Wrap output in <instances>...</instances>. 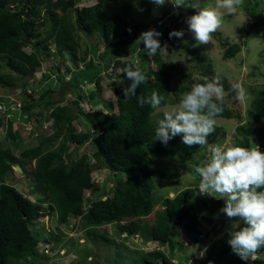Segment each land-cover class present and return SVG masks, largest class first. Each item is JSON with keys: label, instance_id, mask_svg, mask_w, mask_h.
<instances>
[{"label": "trees", "instance_id": "trees-1", "mask_svg": "<svg viewBox=\"0 0 264 264\" xmlns=\"http://www.w3.org/2000/svg\"><path fill=\"white\" fill-rule=\"evenodd\" d=\"M80 1L0 0V54L7 56L8 67L16 71L22 80L39 69L42 61H48V56L38 47L42 42H52L57 55L66 57L73 65L68 80L59 75L58 68L50 67L48 71H44L43 80L34 87L23 84V89L30 88L31 94H38L37 99L22 106L23 115L27 120L30 117L38 118L37 116H42L45 121L51 120L53 132H42L38 135L36 146L21 147L19 153L20 158L28 162L35 161L29 172L34 179L31 186L33 192L40 189L41 193H36L34 202L24 197L14 185L5 182L6 173L11 170L15 161L13 159L17 156L14 157L15 154L9 150H0V264H30L36 259L37 241L44 234L34 226L42 217L41 211L45 203L56 212L58 224L66 223L70 217L80 218L83 228L122 223L118 233L123 240L139 232L140 240L144 243L152 242L151 246L155 248L138 250L142 256L137 257L143 264H173L172 259L177 260L178 264H246L232 252L227 243L228 232L210 240L203 254L194 250L187 254L184 251L189 245L175 241L180 232L194 244V239L201 233L209 237L211 232L203 220L207 215L202 212L207 210L213 213L219 209L222 204L219 199L213 198L208 202L199 196L196 186H189L177 191L173 197L163 198L159 202L160 208L155 210L160 198L152 193L154 177L159 173L152 168L151 153L169 161L176 158L184 161L200 148L206 149L204 147L208 145L189 147L178 135L165 146L155 140L158 120H154L153 114L162 107L177 105L181 94L190 91L194 83H204L205 78H215L211 63L202 61L200 56H192L199 76L193 78L189 72L183 74L179 84L171 89L170 75L160 63L159 52L151 59L162 68L150 67L151 63L145 59L147 53L143 42L136 43L142 30L135 28L132 40L118 37L113 43L112 39L118 34V17L105 12L104 0L78 8L76 4ZM39 25L47 27L48 31L42 39L39 38L40 34L34 32ZM80 31L86 35L98 34L109 43L104 66L92 62V59L86 61L87 51L79 58L83 61V66L80 68L77 65L78 60L75 58L79 52L77 38ZM211 35L226 47L223 52L225 59L233 58L240 50L238 45L227 47L220 34L214 32ZM262 38L264 39V26ZM180 47L182 46L176 48ZM183 49L194 53L191 48ZM38 53L42 60L37 56ZM110 55H113V64L120 69L119 82L113 90L116 101L103 100L101 107H96L90 100L102 97L97 78L111 64ZM126 63L134 64L147 76V83L141 84L136 96L132 97H125L122 91L124 85L130 84L122 72ZM52 74L57 77H52ZM50 78L56 82L55 88L49 87L41 91V82ZM0 81L4 85H13L14 78L8 74L0 75ZM83 82L93 83L94 88L87 94L80 88ZM152 90L158 91L163 97L158 109L138 103V97L149 96ZM66 92H73L78 100L82 99L87 104L86 110L79 107L78 101L71 105L61 104L59 101L65 97ZM58 93L60 96L57 97ZM252 93L254 98L246 111L245 122L236 127L239 135L236 137V144L244 147L261 146V151H264V125L261 126L263 128L255 126L256 123H264V84L260 88H252ZM97 103L96 100L94 104ZM79 117L89 131L87 135L75 133L74 121ZM216 117L233 118L240 122L243 115L230 108L225 99L223 111ZM11 124L9 122V129H12ZM18 131L14 134L8 131V136L18 139L21 133ZM216 133L215 126V131L207 138L208 143ZM79 139L81 141L77 147H81L86 141L91 143L94 148V163L87 156H78L76 153V156L71 157L68 154L69 143ZM221 144L222 140L216 143ZM19 145L22 146L20 142ZM194 162L199 165L202 160ZM101 168H106L109 173L105 187L113 175L119 176L111 196H105V190H100L91 180V172ZM85 191L90 192L88 196H85ZM152 212L154 219L149 223L147 218ZM173 229L178 230L176 236L172 233ZM103 238L110 241L106 235ZM162 246L170 249L171 253L168 255L159 249ZM262 252L264 248L257 254ZM193 256L197 258L194 260ZM262 262V259H256L248 264Z\"/></svg>", "mask_w": 264, "mask_h": 264}, {"label": "rangeland", "instance_id": "rangeland-1", "mask_svg": "<svg viewBox=\"0 0 264 264\" xmlns=\"http://www.w3.org/2000/svg\"><path fill=\"white\" fill-rule=\"evenodd\" d=\"M97 2V0H81L76 4V7L90 6ZM188 3L197 2L201 6H215L216 0H187ZM104 10L108 15H116L117 20V36L112 39L113 43L120 37L125 40H132L135 33V28L147 31L149 29H156L161 33L158 37L161 43V47L166 48L159 51L161 57L162 67L170 75V87L174 88L178 85L182 79V75L191 73L193 78L199 76L198 70L195 67V61L191 58L200 56L202 61L210 62L215 73V78H218L220 83L223 84L225 89V99L228 106L243 115L242 120L239 122L236 119H225L221 117L215 118V126L217 129L216 136H214L203 149L200 148L198 152H195L190 158L181 161L180 158H176L174 161H169L167 158L158 157L156 153H151L152 168L156 170L159 175L155 176L153 180L152 193L155 197L160 198L158 200L155 210L160 208V201L165 197H173L174 194L189 186H196L198 192V185L200 178L194 172V168L197 166L194 161L201 159L202 162L210 155V149L220 140L222 144L230 143L236 144V137L239 136L236 132V127L242 125L245 122V115L248 107L251 105L254 93L252 88H260L264 84V39L262 38V31L264 26V0H241V4L238 8L236 15L224 16L222 18V25L216 33L220 34L226 41L228 46H240V50L235 54L233 58L225 59L223 52L225 48L217 38L212 36L208 45H197L192 35L188 32V25L185 22V18L194 13V9L191 7L174 8L171 3H165L163 6L155 5L152 0H104ZM47 27L39 25L35 33L40 34V39L44 38L48 31ZM173 30H183L184 36L177 38L175 36L169 37V33ZM79 52L75 60L77 65L81 66L83 61L80 60V56L84 55V51H87L86 61L91 60L101 66L106 64V52L109 51V43L104 41L98 34L86 35L82 31L78 35ZM48 45L47 47H44ZM178 46H182L176 48ZM41 52L48 56V61H42L41 67L36 69L33 73L28 74L31 78L28 82H24L19 74L8 67V58L6 55L0 54V75L8 74L14 78L13 85H4L0 81V150H9L15 154L13 160V166L9 172L6 173L5 180L7 183L13 184L19 191L23 192L26 197H29L31 201H35L36 193H41L40 189L32 191L31 184H34V179L30 175V170L33 167V162H28L20 158L19 153L21 147L31 148L37 145L38 135L42 132L47 134L53 132L51 127V120L45 121L42 116L30 117L29 120L25 119L23 115L22 106L33 99L38 98L37 93L31 94L30 88L23 89V84L27 83L30 87H34L39 81L43 80L44 71H48L50 67L58 68L60 70L59 75L69 79L70 70L72 69V63L66 57L62 58L57 55L56 49L52 42H42L38 45ZM37 47V48H38ZM191 48L194 53L185 51L183 48ZM147 53V51H146ZM41 58V54H37ZM72 58V56H71ZM111 62H113V55H110ZM152 57L146 54V62L151 63L149 66L158 67L159 63H155L151 59ZM116 67V66H115ZM160 66V68H162ZM30 71V70H28ZM53 75V74H52ZM60 76V77H61ZM52 77L56 78V75ZM119 73L112 68L106 69L105 73H101L98 76V82L101 87V99L92 98L93 106L101 107L104 101L115 102L114 87L118 84ZM239 84L243 96L238 97L237 92L233 90L232 86ZM41 91L49 87L55 88L56 82L53 78L45 79L41 82ZM93 87L90 83H82L84 94H87ZM94 88V87H93ZM30 95H25V94ZM57 97L60 94H56ZM98 101L97 105L94 104ZM59 101V100H58ZM79 107L86 110L87 104L82 99L78 100L77 95L73 92H66L65 97L59 101L61 104L77 102ZM172 106L162 107L153 114L154 120L163 118V110L171 108ZM33 115V114H32ZM12 118V120L10 119ZM11 122L12 129H9L8 124ZM264 123L255 126L263 128ZM74 130L76 134L89 133L83 119L79 117L74 121ZM19 130L20 136L18 139L8 136V131L12 134L17 133ZM18 131V132H19ZM91 132V131H90ZM59 140V139H58ZM78 141H71L68 145V154L71 157L87 156L91 162H93L92 154L94 148L89 141L82 144L81 147H77L80 143ZM19 142L22 144L19 145ZM58 143V142H57ZM56 143V145H57ZM262 150V147H259ZM200 162L199 164H201ZM19 166L24 174L17 172L15 166ZM93 172L94 183L98 185V188L105 190V196L112 195V189L114 188L119 176L113 175L105 187V182L109 176L106 168L95 169ZM199 193V192H198ZM202 198L208 197L200 195ZM212 197V196H211ZM215 197H212V199ZM211 199V200H212ZM43 208L46 209L39 224L35 225V229H40L44 237L39 238L37 242V257L31 264H143L137 256H142L138 250L145 251L146 249H155L152 242H143L140 240L139 232H136L133 236L127 240H123L119 235V226L122 224L110 223L108 225H101L97 228L89 227L83 228L80 218H72L64 224H58L56 218V212L49 210L46 204H43ZM207 213V211H205ZM153 212L147 218L149 223L153 221ZM206 225L212 224L210 227H218L221 229L218 233H213V236L202 239L197 237L196 243L190 242L184 238L182 233L178 234V230L173 229L176 242L182 241L188 244L189 247L185 249V253L189 254L190 251H200L204 253V248L209 240L216 239L223 235L231 227V221L220 210L214 213H209L206 219H203ZM219 229H212V232ZM175 231V232H174ZM106 235L110 238V241H106L103 238ZM198 242V243H197ZM194 244V245H193ZM159 249L164 250L168 255L171 250L165 246ZM48 250L53 257H46L43 253ZM193 256L192 259H196ZM28 259V258H27ZM191 261V258H189ZM256 259H262L264 264V252L257 254ZM255 259V260H256ZM173 264H178V261L172 259ZM254 262V261H251Z\"/></svg>", "mask_w": 264, "mask_h": 264}, {"label": "clouds", "instance_id": "clouds-1", "mask_svg": "<svg viewBox=\"0 0 264 264\" xmlns=\"http://www.w3.org/2000/svg\"><path fill=\"white\" fill-rule=\"evenodd\" d=\"M152 2L157 6H163L167 2L171 3L174 8H193L194 13L187 16L185 22L188 25V32L197 45H208L212 39L211 34L221 27L222 18L226 15H236L241 4V0H216L215 6H201L197 2L188 3L187 0H152ZM159 36H161L159 31L149 29L138 36L136 43L143 42L148 56L152 57L166 48V45L161 47ZM173 36L182 38L184 31L173 30L169 33V37ZM111 64L106 69L111 68ZM82 66L83 64L79 67ZM113 66L119 73L120 69L116 68V65ZM122 72L130 81V84L122 87L124 96H136L137 88L141 84L147 83L146 74L132 63H126ZM90 84L93 85V83ZM232 88L237 92L238 97L243 96L239 84L233 85ZM162 100L163 97L156 90H152L149 96L138 97V103L141 106L148 104L153 109L160 108ZM224 103L225 89L218 78L211 80L205 78L204 83H194L190 91L181 94L177 105L163 110V118L157 121L155 128V140H159L166 146L171 139L180 135L182 142L189 147L207 145L208 136L215 131V118L223 111ZM10 119L12 120V118ZM91 163H94V159ZM95 171L91 172L93 182L92 174ZM194 172L200 178L199 194L208 196L204 197L208 202L212 197L219 199L222 204L217 210H220L232 222L227 231V243L232 252L246 264L254 261L257 258V252L264 248V151H261L259 146L244 147L230 143L214 145L210 149V155L194 168ZM20 173L24 174L23 170ZM16 190L18 189L16 188ZM85 192V196L90 193L89 191ZM21 193L26 197L23 192ZM26 198L29 199V197ZM45 204L48 207V204ZM45 210L43 208L41 211L42 216L47 211ZM205 211L207 210L202 213L208 215L209 212L205 213ZM211 225H205L211 232L209 237L207 236L208 239L213 236V233H218L221 230L219 226L213 227L212 229L219 230L212 232ZM199 236L202 239L206 238L203 233ZM207 245L208 243H206ZM43 255L53 257L48 250Z\"/></svg>", "mask_w": 264, "mask_h": 264}, {"label": "water", "instance_id": "water-1", "mask_svg": "<svg viewBox=\"0 0 264 264\" xmlns=\"http://www.w3.org/2000/svg\"><path fill=\"white\" fill-rule=\"evenodd\" d=\"M30 78V76H26L23 81L28 82ZM16 170H18V172H22L21 168L18 165L16 166ZM195 241H197V239H195Z\"/></svg>", "mask_w": 264, "mask_h": 264}, {"label": "built area", "instance_id": "built-area-1", "mask_svg": "<svg viewBox=\"0 0 264 264\" xmlns=\"http://www.w3.org/2000/svg\"><path fill=\"white\" fill-rule=\"evenodd\" d=\"M113 65H114V64L112 63V64H111V68H112ZM93 179H94V178H93Z\"/></svg>", "mask_w": 264, "mask_h": 264}]
</instances>
